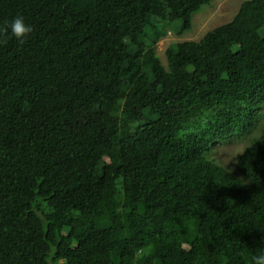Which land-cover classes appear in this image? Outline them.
<instances>
[{"label":"trees","instance_id":"16d2710c","mask_svg":"<svg viewBox=\"0 0 264 264\" xmlns=\"http://www.w3.org/2000/svg\"><path fill=\"white\" fill-rule=\"evenodd\" d=\"M210 2L0 0V26L33 28L0 43V264L260 253L264 126L231 173L207 154L264 107V0L156 53Z\"/></svg>","mask_w":264,"mask_h":264},{"label":"rangeland","instance_id":"374dc122","mask_svg":"<svg viewBox=\"0 0 264 264\" xmlns=\"http://www.w3.org/2000/svg\"><path fill=\"white\" fill-rule=\"evenodd\" d=\"M242 1L211 0L210 6L193 16V27L191 31L177 36L172 32L164 35L155 45L156 53L162 62L165 63V49L168 44L172 42L181 43L187 40H198L208 30L229 21ZM254 124L255 126L251 131L249 128L212 144L207 156L215 163L231 169L234 158L249 144L251 137L257 135L255 132L258 128L257 126H264V107L259 111Z\"/></svg>","mask_w":264,"mask_h":264},{"label":"clouds","instance_id":"9594fccd","mask_svg":"<svg viewBox=\"0 0 264 264\" xmlns=\"http://www.w3.org/2000/svg\"><path fill=\"white\" fill-rule=\"evenodd\" d=\"M33 31V28L26 24L22 16L14 17L10 23H6L4 26H0V43L6 42L10 38H15L18 42L23 43L25 38ZM239 155H243L241 152ZM238 160H234L233 163H238ZM234 169L231 168V172ZM250 264H264V248L258 255L251 257Z\"/></svg>","mask_w":264,"mask_h":264}]
</instances>
